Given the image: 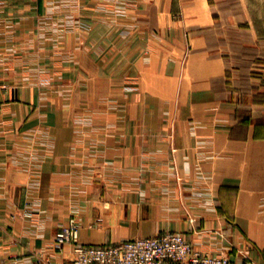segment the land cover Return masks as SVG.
Returning <instances> with one entry per match:
<instances>
[{
	"label": "crops",
	"instance_id": "obj_1",
	"mask_svg": "<svg viewBox=\"0 0 264 264\" xmlns=\"http://www.w3.org/2000/svg\"><path fill=\"white\" fill-rule=\"evenodd\" d=\"M213 6L0 0V264H72L71 216L264 264V33Z\"/></svg>",
	"mask_w": 264,
	"mask_h": 264
},
{
	"label": "built area",
	"instance_id": "obj_2",
	"mask_svg": "<svg viewBox=\"0 0 264 264\" xmlns=\"http://www.w3.org/2000/svg\"><path fill=\"white\" fill-rule=\"evenodd\" d=\"M80 223L75 216L56 234L55 247L73 245L72 264H232L228 254H212L194 246L182 231H165L133 237L108 246L79 242Z\"/></svg>",
	"mask_w": 264,
	"mask_h": 264
},
{
	"label": "rangeland",
	"instance_id": "obj_3",
	"mask_svg": "<svg viewBox=\"0 0 264 264\" xmlns=\"http://www.w3.org/2000/svg\"><path fill=\"white\" fill-rule=\"evenodd\" d=\"M240 0H212L215 13L222 16L250 18L251 26L257 32L264 33V0H241L242 4H238ZM223 2V4H221ZM219 14V15H220Z\"/></svg>",
	"mask_w": 264,
	"mask_h": 264
}]
</instances>
